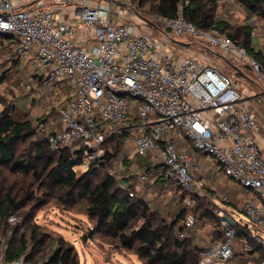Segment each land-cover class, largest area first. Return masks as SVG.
Wrapping results in <instances>:
<instances>
[{"label": "built area", "instance_id": "2783aa9c", "mask_svg": "<svg viewBox=\"0 0 264 264\" xmlns=\"http://www.w3.org/2000/svg\"><path fill=\"white\" fill-rule=\"evenodd\" d=\"M213 1L217 20L250 26L251 38L258 37L257 50L264 53V21L236 0ZM66 3L75 7L74 21L65 18ZM117 4L135 8L133 0H0V35L9 37L0 42V77L5 65L16 64L38 91L67 92L64 103L53 106L54 127L42 131L52 151L68 150L72 158H81L72 167L74 173L86 172L112 153L108 138L121 136L122 145L133 146L128 160L144 158L140 179L150 186L159 180L175 184L187 193L185 203L193 208L195 196H206L209 181L203 177L208 172L195 163V152L212 156L229 179L256 198L240 207L248 221L235 218V208L225 213L220 207L224 238L202 249L199 264L229 263L237 244L244 253L251 251L248 241L237 237L244 225L264 249V151L259 141L264 140V111L258 107L264 89L259 86L260 95L246 97L201 48L215 46L235 56L241 62L235 63L238 68L250 69L255 85L264 83L263 65L231 37L195 26L187 17L191 0H175L174 17L137 16L153 32H163L164 41L140 23L112 21ZM80 28L91 34L89 49L76 40ZM171 32L196 39L185 45L188 53L171 50ZM221 195L223 202L236 206ZM8 221L15 222L16 216ZM194 224V215L187 214L185 229ZM256 257L248 254L244 259L255 264ZM0 264L25 263L23 258L8 260L3 252Z\"/></svg>", "mask_w": 264, "mask_h": 264}, {"label": "trees", "instance_id": "16d2710c", "mask_svg": "<svg viewBox=\"0 0 264 264\" xmlns=\"http://www.w3.org/2000/svg\"><path fill=\"white\" fill-rule=\"evenodd\" d=\"M147 1L133 0V3L137 2L140 7ZM236 1L243 5L249 14L257 15L264 21V0ZM150 2L153 3L149 6L147 12L149 15L175 16V0H150ZM216 16L217 5L213 0H191L187 17L195 26L203 30L214 29L220 34L231 37L243 45L248 55L260 62L264 68V53L257 50L253 44L250 26L217 20ZM7 39L8 36L0 35V42ZM13 70L19 72L16 64L6 71ZM6 71L0 77V86L4 82ZM239 72L253 78L252 74L249 75L250 70L248 73L242 66ZM41 128H35L30 119L23 121L15 119L9 113V109L0 113V255L6 252L8 260L23 258L25 264H80L76 248L63 237H59L55 242L46 239L36 241L40 246H44L37 253L34 251L26 253L24 237L19 241L13 237L21 226L17 217L18 211L35 200L34 186L31 183L33 180L56 187L69 205L82 204L85 213L94 221L95 228L99 232L117 239L124 249L138 255L146 264H199L202 249L224 238L219 220L214 221V225L217 226L214 230V238L206 246L196 245L188 237L180 236V233L186 230L184 226L188 214L186 210L194 212L196 209H201V217L210 218L208 209H202L203 200L209 199L208 195L195 196V206L189 208L185 203L187 193L178 187L184 208L180 210L178 218L171 223L151 212L149 205L143 199L130 197L119 185L116 177L106 171L120 151L121 136L109 137L108 143L114 145L113 152H108L98 164L90 165L85 173L76 177L71 168L79 165L81 158L78 156L72 158L68 150L61 154L56 153L41 138L33 143L35 154L19 152L20 143L39 136V132H42ZM99 170H104L102 177L98 174ZM159 182L160 185H165L163 181L159 180ZM241 188L245 194L249 192ZM211 190L213 189H209ZM220 196L222 199V195L217 193L216 198L221 200ZM12 215L16 216V221L10 223L8 219ZM180 222L183 223L179 224ZM13 224L16 225L13 227ZM9 231H12V237L5 241L3 236ZM251 233L252 229L246 225L237 229V237L245 238L252 250L246 254L237 244L235 257L243 260L244 256L255 254L264 259V249L254 241ZM36 254L41 257L36 258Z\"/></svg>", "mask_w": 264, "mask_h": 264}, {"label": "rangeland", "instance_id": "374dc122", "mask_svg": "<svg viewBox=\"0 0 264 264\" xmlns=\"http://www.w3.org/2000/svg\"><path fill=\"white\" fill-rule=\"evenodd\" d=\"M151 3L153 2L148 0L144 5L138 7V3L135 2L133 3L135 6L134 10L136 9L135 12L139 11L142 16H149L147 12ZM113 8L112 21L129 18L130 16L128 15H134L135 13L129 6H114ZM132 23L135 25L140 23L141 28L149 31L155 39L164 41L165 34L163 32H153L139 18L133 19ZM171 38V50L173 52L180 51L184 54L188 53V50L183 44H189L193 40H196L174 34L173 36L171 35ZM253 44L257 49L259 45L258 37L254 38ZM201 50L207 53L206 55L222 72L229 75L239 85V90L243 95L249 96L253 93L262 92L259 86L264 89V83H257L255 85V81L252 78L239 72L238 65L235 63L241 62L235 56L215 46H211L209 49L201 48ZM245 63L247 66H250L249 62ZM9 68L8 65H5L3 72ZM249 70L248 67L245 68V71L248 73ZM6 72L4 82L0 86V113L9 109L12 117L20 121L30 119L37 129L41 127L53 128L54 125L51 121L56 118V110L53 106L64 103L62 99L67 92L60 91L56 95L47 94L42 87H40L39 91L37 87H33L21 72L14 70ZM250 74L252 73L250 72ZM43 137L44 132L42 131L39 132V136L36 138L20 143L19 152H29L30 155L35 154L33 143L38 138L43 140ZM113 146L111 145V148ZM132 151V144L121 145L119 153L116 154L109 169L106 171L116 177L119 185L128 194L130 192L134 193L133 199H143L149 205L151 212L156 213L159 218L165 219L168 223L173 222L178 218L180 210L184 208L180 192L177 190L178 187L175 184L160 185L161 182H157L156 186H150L147 182L142 181L140 175L144 171L142 167L144 158L128 160V156ZM204 157L206 160L204 163L209 161L212 164L215 161L210 155L205 154ZM103 172L104 170H99L98 174L102 177ZM83 173L85 172L79 171L75 174L76 177H80ZM203 177L209 179L206 185L207 188L203 191L205 195H208L209 199L203 200L202 209H208L210 218H202L201 209H196L194 212H187L186 210V213L194 215L195 224L192 228L185 230V236L199 246L208 245L214 238V230L217 228L214 225V221H220L221 219L218 214L220 207L224 209L225 213L226 211L227 213L229 211L231 213V209L235 208V218L248 221V216L240 207H242L245 199H249L248 197L256 198V195L252 191L247 192V194L242 192V188L229 179L223 171L219 170L218 172H210L209 174L204 173ZM197 178H200V175H197ZM214 179L215 181L212 183ZM31 183L34 186L35 200L26 206V208L18 211L17 217L19 222H21V226L13 236L17 241L21 237H24L27 246L26 253L31 251L37 253V251L44 248V246H40L36 241L46 239L55 242L59 237H63L76 248L80 264H146L138 255L124 249L117 239L104 234V232H99L95 228L94 221L85 213L82 204H67L64 196L62 197L54 186L45 185L35 180L31 181ZM209 189H213L214 191H209ZM217 193H224L237 206L221 201V196V200L217 199ZM181 223L183 222L179 224ZM15 225L13 224L12 226L14 227ZM11 237L12 231H9L6 236H3V239L7 241ZM37 256L41 257L39 254H36V258ZM260 260V257H256L254 260L255 264H258ZM227 264L248 263L245 259L241 260L234 257Z\"/></svg>", "mask_w": 264, "mask_h": 264}, {"label": "crops", "instance_id": "0c3cea01", "mask_svg": "<svg viewBox=\"0 0 264 264\" xmlns=\"http://www.w3.org/2000/svg\"><path fill=\"white\" fill-rule=\"evenodd\" d=\"M117 7H124V5H121V4H117ZM65 8H67V14L65 15V18H67L68 20H75L76 18L73 17L71 14L73 13L74 11V5H72L71 3H66L65 5ZM140 14L139 11H137L136 13H134V15H128L130 16L129 18H126L125 20H123V22H127V21H132L133 19H135L138 15ZM140 16V15H139ZM124 19V18H123ZM76 40L78 41V43L80 45H82L83 47L89 49L92 44L94 43L93 39L91 38V34L88 33V32H83L80 28V30L78 31L77 35H76ZM184 46L186 44H183ZM261 91V90H260ZM261 92H258V93H253V94H250L249 96H246V97H250V98H254L255 96L257 95H260ZM259 109L261 111H264V102L263 104L261 105H258ZM260 141V144L261 146L263 147V151H264V140L260 137L259 139ZM189 150H192L190 149V147H188ZM264 153V152H263ZM205 154L204 153H201V152H195V163L198 164L202 171L204 172H208V174L210 172H218L219 170L222 171L220 165L218 164V162L215 160L212 162V164L209 163V161H207V163H204L206 162L205 160ZM210 178V177H209ZM215 181V179L212 181V183ZM235 183V182H234ZM237 185V183H235ZM166 185H170V184H166ZM221 194V193H220ZM224 194V193H222ZM250 198V197H248ZM246 200V199H245ZM244 200V201H245ZM243 201V202H244ZM230 208V207H229ZM227 210V209H226ZM230 212V211H229Z\"/></svg>", "mask_w": 264, "mask_h": 264}, {"label": "water", "instance_id": "95a60500", "mask_svg": "<svg viewBox=\"0 0 264 264\" xmlns=\"http://www.w3.org/2000/svg\"><path fill=\"white\" fill-rule=\"evenodd\" d=\"M71 170H72V168H71Z\"/></svg>", "mask_w": 264, "mask_h": 264}]
</instances>
